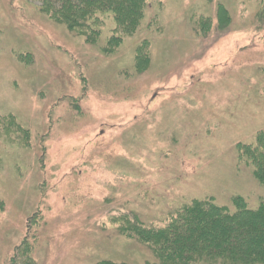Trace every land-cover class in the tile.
<instances>
[{
  "label": "rangeland",
  "instance_id": "1",
  "mask_svg": "<svg viewBox=\"0 0 264 264\" xmlns=\"http://www.w3.org/2000/svg\"><path fill=\"white\" fill-rule=\"evenodd\" d=\"M113 27L0 0V264H147L132 222L264 199L236 151L264 131V0H144L106 51Z\"/></svg>",
  "mask_w": 264,
  "mask_h": 264
},
{
  "label": "trees",
  "instance_id": "2",
  "mask_svg": "<svg viewBox=\"0 0 264 264\" xmlns=\"http://www.w3.org/2000/svg\"><path fill=\"white\" fill-rule=\"evenodd\" d=\"M36 1L43 14L88 44L97 43L103 26L111 20V30L118 34L106 38V51L134 34L143 17L144 0ZM217 18L219 24L228 21L220 5ZM236 151L238 161L249 166L264 187V131H258L252 143L238 142ZM231 201L227 206L211 197L193 200L167 215L159 227H145L134 219L126 235L147 246L151 253L147 264H264V199L253 209L239 196Z\"/></svg>",
  "mask_w": 264,
  "mask_h": 264
}]
</instances>
